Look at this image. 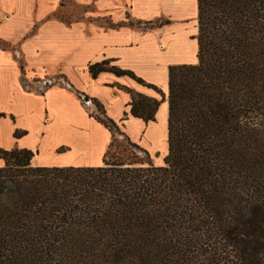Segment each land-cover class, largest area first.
<instances>
[{
    "label": "trees",
    "instance_id": "trees-1",
    "mask_svg": "<svg viewBox=\"0 0 264 264\" xmlns=\"http://www.w3.org/2000/svg\"><path fill=\"white\" fill-rule=\"evenodd\" d=\"M197 2L198 62L169 68L164 165L116 157L99 103L102 166L0 148V264H264V0ZM89 71L159 93L110 60ZM128 92L130 114L155 121L165 97Z\"/></svg>",
    "mask_w": 264,
    "mask_h": 264
},
{
    "label": "crops",
    "instance_id": "crops-1",
    "mask_svg": "<svg viewBox=\"0 0 264 264\" xmlns=\"http://www.w3.org/2000/svg\"><path fill=\"white\" fill-rule=\"evenodd\" d=\"M69 6L80 10L73 21L53 18ZM197 14V0H0V41L11 45L0 49V135L10 138L0 148L31 150L37 167L102 166L112 133L95 118L99 103L135 144L167 153L168 100L145 123L130 114L128 90L158 95L129 77L93 78L89 67L110 60L168 93L169 68L198 62ZM163 17L173 22L147 29ZM53 132L70 139L47 141ZM75 148L83 162L39 160L42 151Z\"/></svg>",
    "mask_w": 264,
    "mask_h": 264
},
{
    "label": "rangeland",
    "instance_id": "rangeland-1",
    "mask_svg": "<svg viewBox=\"0 0 264 264\" xmlns=\"http://www.w3.org/2000/svg\"><path fill=\"white\" fill-rule=\"evenodd\" d=\"M69 8H71V9L67 10L66 14H61V13L56 14L53 16V18L63 19L64 21H73L74 18H76L78 16L77 13H80V10H78L72 6H69ZM165 22L172 23L173 20L169 17H163L159 20L148 23L147 29H153V28H155V27H157L160 24H163ZM195 24L198 25L197 21L195 22ZM0 49L5 50V51L10 50L11 45L8 43L0 41ZM20 63L23 65L24 61L20 60ZM162 86H160V87L156 86V88L159 90V93L156 92L154 89H151L148 87L147 88L153 90L158 95V98H157L158 100H162V98L164 96L165 100L162 101V103H164L165 101L168 100V93H166V91H165V88H164L165 84H163ZM29 107H30L29 104L24 106L25 109H27ZM95 115L99 116V117H103V115L100 112H97ZM115 136H116V144L118 146V149L115 150L116 157L121 158L122 160H126L128 155L131 152H133L144 163H152L155 166H163L164 165V158L166 157L168 152L163 153V154L150 153V159H148V158H146V156L144 155V153L140 149H136L135 147L131 146V144H135V143L133 141H131L130 137L127 135V133L125 132L124 129L119 127V130L115 132ZM68 139H70V134L63 133V132H56V133L53 132L52 134H50L46 138L47 141L50 140L53 142H58L60 140H68ZM0 142L5 143V144H9L10 138L8 136L2 137L0 135ZM161 144H162V142L160 143V145ZM138 146H139V148H142L140 145H138ZM60 151H65V149H62ZM83 159H84L83 154H81V152L76 148L73 149L71 152H68V153H65L62 155H56L52 152H46V151L43 152L42 151L40 156H39V160H41V162H43V163H52L56 160H64L65 162H68L70 160H79V161L83 162L84 161ZM32 164H33V162H32ZM0 165H3L2 160H0Z\"/></svg>",
    "mask_w": 264,
    "mask_h": 264
},
{
    "label": "water",
    "instance_id": "water-1",
    "mask_svg": "<svg viewBox=\"0 0 264 264\" xmlns=\"http://www.w3.org/2000/svg\"><path fill=\"white\" fill-rule=\"evenodd\" d=\"M87 101H89V100H87Z\"/></svg>",
    "mask_w": 264,
    "mask_h": 264
}]
</instances>
